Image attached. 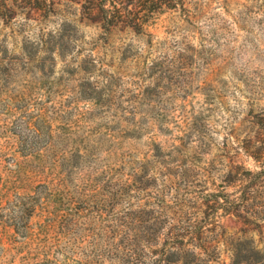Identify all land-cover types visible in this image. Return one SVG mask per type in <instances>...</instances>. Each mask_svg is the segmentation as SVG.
<instances>
[{
    "label": "rangeland",
    "instance_id": "obj_1",
    "mask_svg": "<svg viewBox=\"0 0 264 264\" xmlns=\"http://www.w3.org/2000/svg\"><path fill=\"white\" fill-rule=\"evenodd\" d=\"M21 1L9 14L0 0V97L14 83L25 86L21 100L49 86L45 77L56 62L55 52L66 65L63 71L70 73L61 75L56 90L68 95L73 119L66 112L60 113L63 120L57 116L51 122L42 115L44 139L31 142L23 136L15 140L23 129L20 121L13 127L0 122V244L13 238L12 227L26 219L23 213L47 188L48 197L64 211L54 214L41 205L33 222L47 218L49 223L39 239L54 248L57 228L63 230L70 215L73 227L86 219L89 230L81 239L90 238L98 248L89 264H105V258L107 264H264V122L256 119V114L264 117V75L259 85L249 79L242 93L248 100L245 109L229 107V89L216 75L224 59H214L206 46L201 53L194 43L198 18L211 12L216 0L206 6L202 0L194 5L173 0L174 10L141 14L145 24L139 28L102 27L84 0ZM232 3L224 0L226 7ZM221 109L231 113L230 134L237 141L244 137V152L226 137L225 148L212 154ZM248 110L251 114L238 120ZM0 112L13 114L2 100ZM57 130L63 131L59 143L64 149L57 147ZM81 131L100 136L111 150L103 176H82V187L73 196L65 190L64 177L72 171V153L95 150L77 138ZM125 131L151 135L140 143L123 140ZM153 147L159 152L153 154ZM247 156H255V163ZM249 165L262 171L245 175ZM224 167L236 182L221 185L224 190L217 193L213 174ZM77 203L83 205L78 216ZM197 233L204 239L197 242Z\"/></svg>",
    "mask_w": 264,
    "mask_h": 264
},
{
    "label": "clouds",
    "instance_id": "obj_2",
    "mask_svg": "<svg viewBox=\"0 0 264 264\" xmlns=\"http://www.w3.org/2000/svg\"><path fill=\"white\" fill-rule=\"evenodd\" d=\"M195 2L196 0H192L193 5ZM202 2L206 6L208 0H202ZM168 7L174 10L178 5L173 3L169 4ZM212 9L211 12L198 18V31L196 32L194 43L201 53L204 51V46H206L216 54L213 57L214 59H224V64L216 75L219 80L226 83L229 89L230 95L227 97L229 107L245 109L248 100L246 94L242 93H246L249 79L254 84L259 85L261 83L260 76L264 75V0H238V3L236 0H233L232 5L228 7L224 5V0H216L212 4ZM190 10L194 14L197 12V9L192 7V5H190ZM29 23L32 22L29 21ZM175 39L179 41L181 36L178 35ZM187 51L191 52L192 48H188ZM199 54L197 53L198 56ZM178 58L181 57L178 56ZM53 59L56 62L51 68L49 75L45 77L48 80L49 86L41 87L35 92L29 93L25 99L21 100L20 97L26 92L25 86L22 83L19 85L14 83L0 97L6 108H11L13 113L6 115L5 112H0V122H7L9 127H13L14 121H20L23 125L22 131L15 135V140L17 141H19L21 136L28 142H31L33 139H44L41 135L42 122L40 121V117L42 115H46L47 119L51 122L57 116L63 120L64 116L60 115V113L66 112L68 119H73L70 111L72 103L68 95H61L56 90L61 82V75L67 76L70 73L63 71L66 65L60 61L59 56L55 52H53ZM188 60L191 65L192 57L189 56ZM258 73L260 75H257ZM71 74L74 75V73ZM204 75L206 73L202 72L201 78ZM88 83L91 86L92 81ZM145 94H150L147 88L145 89ZM203 96L204 94H202V99ZM247 114H251V111L248 110L241 114L238 120H243L244 115ZM129 116H131V113H129ZM220 116L223 119L215 125V131L212 132L214 140L212 154L215 155L217 151L225 148L226 137L233 147L240 152H244V137L241 136L240 141H237L236 135L234 133L230 134L231 128L228 127L227 122L231 117V113H226L221 109ZM220 116H217V119H220ZM256 119L258 122H264V117L259 116V114H256ZM117 127L116 124H112L111 130L116 131ZM232 127H236V123H233ZM46 130L50 131L51 127L49 126ZM9 135H13V133L10 132ZM55 135L57 137V147L64 149L66 146L59 143V138L63 136V131L57 130ZM150 135L151 133L140 134L136 131H125L122 139L136 140L143 143L148 140ZM77 138L86 139V141L94 144L95 150L89 151L87 155H85L84 148L72 153V171L68 172L66 170L64 177L66 180L65 190L73 196L76 195L77 186L82 187V176L88 175L94 180L103 176L109 163V153L111 150L108 145H102V138L94 133L85 136V133L81 131ZM185 142L192 143L195 146L194 139L186 137ZM0 143H3V141H0ZM257 144L259 147V142ZM39 152L43 153L44 147H41ZM157 152H159V148L153 147V154ZM223 159L224 164L227 165V157ZM247 159L253 163L256 161L255 156H247ZM9 167L14 168L15 165H9ZM248 168L249 171L245 172V175L251 172L260 173L262 171L261 168L252 167L251 165ZM142 179L144 177L137 178V183L141 182ZM213 179L215 180L217 193L224 190L221 188V185L230 187L236 182L228 167H224L220 173H214ZM150 186L149 183H145V188ZM39 190L40 186H37V191ZM35 195L36 192L34 191L33 196ZM41 205L51 207L54 214L57 211H64L63 207L55 205L51 201L50 197H48L47 188H45L36 200L35 206L23 213L26 219L12 227L13 238L0 244V264H47L48 256L44 251L45 248H47L48 254H50L51 264H89L90 261H93L98 252L96 243L91 241L90 238L81 239V237L87 235L89 230L86 219L81 218L78 222H75L76 226L73 227L74 220L70 215L67 222L63 225V230L59 226L57 228L56 235L59 237V241L55 242L54 248L49 247L46 241L39 239L40 235L44 234L42 229L46 228L49 223L47 218L43 220V223L33 222V216ZM204 207L206 212L207 204ZM81 211H83V205L77 203L74 215L78 216ZM199 215L203 219L204 213H200ZM203 239L204 237L201 234H195L197 242ZM105 264H107L106 258Z\"/></svg>",
    "mask_w": 264,
    "mask_h": 264
},
{
    "label": "trees",
    "instance_id": "obj_3",
    "mask_svg": "<svg viewBox=\"0 0 264 264\" xmlns=\"http://www.w3.org/2000/svg\"><path fill=\"white\" fill-rule=\"evenodd\" d=\"M16 1V0H15ZM15 1L4 2V10L9 14L17 8ZM90 4L91 12L97 16L102 27L110 28L127 24L131 27H142L145 24L142 15H159L170 9L173 0H84ZM25 4L33 0H22Z\"/></svg>",
    "mask_w": 264,
    "mask_h": 264
}]
</instances>
